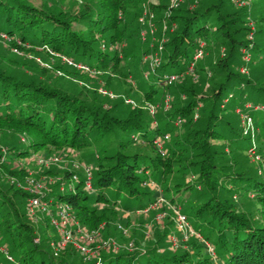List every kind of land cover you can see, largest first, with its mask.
<instances>
[{"label":"trees","instance_id":"trees-1","mask_svg":"<svg viewBox=\"0 0 264 264\" xmlns=\"http://www.w3.org/2000/svg\"><path fill=\"white\" fill-rule=\"evenodd\" d=\"M144 2L83 0L81 7L74 11L66 12L60 6L59 12H52L45 9L44 4L37 5L26 0H0V19L3 18L5 24L0 31L8 34L11 49L15 45L19 46L18 41H21L43 46L45 53L60 58V62L52 69L56 72L66 71V65L74 66L75 78L84 76L87 79L89 75H96L95 78L103 77L106 83H110L111 77L117 74L115 71L125 78L129 73L135 76L131 65L126 62L134 52H127L126 45L119 46L121 43L127 44L132 37ZM168 6L163 9L161 4H150L157 12L161 26V18L165 14L163 10ZM250 15L248 9L239 7L235 0H184L178 8L173 9L168 22L170 25L176 23L177 26L168 32L165 45L167 56L158 76L187 71L203 40L208 43L210 55L206 64L211 76L202 73L206 67L200 64L198 81L189 78L185 83L176 84V97L182 92L189 95V99L177 101L180 104L172 112L160 109L165 104L159 100L162 88L158 76L150 77V82L142 89L143 98L139 100L145 101V104H160L156 114L152 115L146 108L129 104L127 114L119 117L111 114L98 101V94L104 96L100 90H95L93 97L90 93L84 96L90 91L87 85H83L76 95H71L61 88L0 72V138L7 132H18L19 135L21 133L22 142V135L25 134L22 136L25 138L30 135L29 143H24L26 145L23 147L9 146L6 153L1 149L5 145L0 144V160L6 155L11 158H35L39 155L35 153L46 145L57 149L92 148L96 154L99 153L92 181L94 193L86 191L82 194L88 190L83 170L78 172L79 182L76 187L73 186V190L67 188L65 191L51 192L44 196L45 200L53 199L56 203L67 201L73 205L82 223H92L97 208L89 204L90 199L106 202L110 198L106 196L105 190L111 188L114 193L111 201L120 203L125 198L126 208H135V203H138L139 209H142L145 200L149 202L157 199V195L143 187L152 184L150 177H153L157 186L171 197H167L171 203L178 205L180 197L184 202L191 200L189 213H183L195 219L194 228L203 233L216 251V258L207 255L205 246L198 239L190 242V248L177 250L171 243V235H167L169 230L158 226L161 237L144 253L106 250L100 254L101 264H264V162L260 167L263 174L255 169L244 172V165L236 159L226 164L228 152L225 150L234 148L246 151L251 145L242 132L245 131L243 115L256 119L262 127L260 143L264 144L263 112L248 107L264 106V81L252 79L251 75L240 72V67L246 65L242 48L254 54L248 68L264 61V18L261 16L257 20L259 27L253 40H250ZM74 23L81 27L75 28ZM223 47L226 51L221 57ZM37 49L32 51L42 52ZM64 57L69 60L65 61ZM123 61L130 67L128 72L123 71ZM79 65L88 69H80ZM46 68L43 66V69ZM217 75L223 78L219 84H212L211 79ZM207 83L210 84L208 88L205 85ZM106 87L103 85V88ZM200 92L209 94L202 98L205 107L200 120L194 122V112L200 101L195 96ZM225 98L231 102L221 107ZM123 101L126 102V99ZM238 109L242 112L241 117L237 114ZM156 116L160 123L158 127L153 125ZM178 120L181 121L180 127L175 125ZM132 136L139 141L136 142ZM156 140L164 144V155ZM143 143L150 147L152 154L141 152ZM111 149L114 152L107 155ZM102 158H106L107 162H100ZM19 160L4 161L0 173V180H6L10 185H0V224H9L5 235L12 237L15 247L10 249L2 236L0 244L16 262L5 258L12 264L86 263V259L73 245L55 255L49 244L52 235H47L45 229L41 235L38 234L40 243L34 241L36 230L26 213V199L30 194L8 178L24 174L23 170L27 168H22ZM36 164L41 166L37 161ZM192 172L197 176L195 181L197 185L200 184V189L190 183L182 184L180 188L179 183L169 184L174 175L183 176ZM20 180H24L26 185L25 178ZM173 189H177L175 195L171 192ZM185 189L186 192L181 194ZM193 192H199V198H187L188 193L190 195ZM237 195L243 199L240 201L242 205L235 202L234 196ZM253 207H257V210H251ZM12 213L16 219L11 221L9 217ZM89 264H96V260Z\"/></svg>","mask_w":264,"mask_h":264},{"label":"rangeland","instance_id":"rangeland-1","mask_svg":"<svg viewBox=\"0 0 264 264\" xmlns=\"http://www.w3.org/2000/svg\"><path fill=\"white\" fill-rule=\"evenodd\" d=\"M30 1L32 3H35L37 5H43L44 8L52 11V12H59L61 10L60 6L68 11H74L78 7H81V3H83V0H26ZM193 1V0H192ZM235 3L239 7H243L248 9L249 13H251L249 17V28H250V34L249 39L253 40L255 36V32L259 27V24L257 23V20L262 16L264 18V0H235ZM143 8L147 7L150 12L149 15L145 18V21H141L140 18L144 15V11L142 9V12L139 16V20L135 23L134 27V33L132 37L129 39V42L127 44L121 43V46L126 45V50L134 52V55L129 56L127 63L131 65V71H134V74H130L125 78L124 75H121L119 71H115L114 76L111 78V82L106 83V79L103 77L95 78L96 75L88 76H79L78 78L74 77L73 72L76 71V68L74 66L66 65L65 69L66 71L56 72L53 69V67L60 62V58L50 56L47 53H45L43 46H36L31 44H24L21 41H18L19 46H14L11 49V42L8 41V39H5L3 37H0V72L4 73L5 75H11L18 77L20 76L21 79H32L36 81L38 84H44L50 87L54 88H61L67 93L71 95H76L82 90L83 85H87L86 87L90 90L86 93H84V96L86 94L93 97L92 93H94L95 90L101 89L107 90L108 93L105 94L102 92L103 95H97L98 101L102 102L105 109H108L109 112L115 116H124L127 114L128 109L130 108V105L132 107H142L145 108V101L140 102V98L142 100L144 93L142 92V89L148 85L150 82L149 79L144 77V72L150 70V63L144 60L145 54H150L152 52L151 45H154V48L158 49L160 51L161 47V56H162V62L164 63L166 58V42L168 40V32H172L174 30V27L177 26L176 23L169 24L168 19L173 14V10H169V4L170 0H145L143 3ZM150 4H161L164 7L167 5L168 8L165 11V14L163 15L162 19V26L161 23L158 22L157 12H155L151 7ZM192 7V5H191ZM178 8V7H177ZM169 11V13H168ZM260 12V14H258ZM1 13V11H0ZM70 13V12H69ZM155 15V18H154ZM153 16V17H152ZM153 21V28L155 29V33H151V25L150 22ZM177 22V21H176ZM4 19H0V29L4 28ZM75 28H79L81 26L77 25V23L73 24ZM166 25V27H165ZM264 25V21H263ZM1 32V31H0ZM3 33V32H2ZM8 43V44H7ZM202 43H205L204 45ZM23 46V47H21ZM159 47V48H158ZM38 48V49H37ZM199 48L202 49L203 55L198 58V60L195 59L192 60L189 67H193V71L189 72L186 71L184 75H181L177 79H173L172 81H169V85L161 86L163 83L159 82L161 85V94L159 97V100L163 101L167 98V95L169 94L171 96V102L169 105H164V107L160 108L161 110H164V112H172V110L178 106V102H184L189 99V95L186 93H180L178 97H176V94L174 92V87L176 84H182L187 81V79H191L192 81H198L200 79V72L199 71V65L205 64L206 67L202 73H205L208 76H211V73L209 72L210 68L206 64L207 60H209L208 56L210 54L208 51V43L206 41H202L199 43ZM37 49L39 51H42L40 53L33 52L32 50ZM36 51V50H35ZM225 48L223 47L221 49L220 56L223 57L225 54ZM51 54V53H50ZM242 54L244 57V60L246 62V65L240 67V72L245 75H251L252 79H258L264 81V61H261L257 64H254L252 66H249V64L252 62L253 59V51L245 50L242 48ZM68 58L64 57V60L66 61ZM69 60V59H68ZM250 61V62H249ZM126 62L123 61V71L128 72L127 70L130 68ZM195 63V64H194ZM193 65V66H192ZM248 65V66H247ZM44 67H48L46 69H43ZM127 66V67H125ZM49 67H52L51 69ZM78 68L85 69L82 65H79ZM160 69V68H159ZM86 70V69H85ZM64 73V74H62ZM166 75V73L162 74V78ZM223 77L217 75L216 77H213L211 79L212 84H217L221 81ZM161 80V78H159ZM217 82V83H216ZM109 84V85H108ZM219 84V83H218ZM104 86H107L106 88H103ZM206 88L210 87V84H205ZM102 86V87H101ZM217 86V85H215ZM133 87V88H132ZM206 89H204L205 91ZM179 92V91H178ZM209 92H200L198 95L195 96V98L199 99L198 106L194 112L193 120L194 122L200 120L202 109L205 107V103L202 100V98H205V95L208 96ZM87 95V97H89ZM110 96L111 98L107 97ZM123 99H126V102L123 101ZM128 100V101H127ZM133 101V103L131 102ZM178 101V102H177ZM231 102L230 100L225 98V101L221 104V107H225ZM253 108L254 110H258L259 113L263 112V115L261 114L262 121L264 119V106L259 105L257 107L255 106H248ZM159 114V113H158ZM237 114L239 117H241L242 112L237 110ZM253 124L251 125V128L248 133H246L244 130V135L248 138V141H251V145L247 148L246 151H237L234 148H225L227 153V165L234 162L236 159L237 162L239 161L240 164L244 165L243 167L245 169L244 172H249V169H255L258 171V173L263 174V170L260 169L262 167V163L264 162V144L260 143L261 137V128L258 123L256 122V119H252ZM160 123H158V116L153 120V125L155 127H158ZM175 125L180 127L181 122L178 120L175 122ZM21 135V133H20ZM20 135L17 132L8 133L7 135L0 138V144L5 145L4 147H1L2 152L5 153L3 150H8V147L16 146V147H23L27 143L30 142V135L26 138L21 136L20 141ZM6 137V138H5ZM133 137V136H132ZM135 140L137 137H133ZM139 140H136L138 142ZM26 143V144H24ZM215 143H218L215 141ZM7 146V147H6ZM140 146V145H138ZM164 146V144H163ZM141 152H147L148 154H152L150 147L145 145L143 143ZM114 152V150H110L107 155H111ZM145 152V153H146ZM35 154H39L42 157L48 158L52 156H59L61 158V161L57 163H52L50 166H39L36 164V161L34 158L30 157H15L11 158L10 155H6L5 160L6 161H16L17 159H20L19 161H23L21 167L26 169L23 170L24 174L22 175H15L10 176L8 178H16L17 184L20 183L21 185H24V180L21 181L20 179L25 178V180H28L27 178L31 179H42L43 177H47L50 180H52V184L49 183V192H58L60 190V181H57L58 178H62L66 183H73V186L76 187L79 182V171H83L84 168L91 167L92 170V176L94 175V171L96 170V166L98 164V157L99 153L96 154V151L94 149L90 148H82V149H74V148H62L57 149L53 146L46 145L40 150H38ZM105 159V160H104ZM12 161V162H13ZM100 162H107L106 158H102ZM25 164V165H24ZM3 164L0 166V171L2 172ZM5 169V168H4ZM70 173V174H68ZM5 174V173H4ZM73 176L78 177V181L76 179H73ZM152 184L144 185V189L146 191L152 192L155 195H157V199L154 201L145 200L144 206L142 209H139L140 206L138 203H135V208L128 209L125 207V202L127 199L120 200V203L118 201H111V198H114L113 189H107L105 190V194L109 200L106 202H103L105 200H101L98 202L96 199H90L89 204L91 206H94L97 208V213L95 216V220L90 223L86 222V226L91 228V226H95L94 228H99L102 233L103 240H106L108 238H114L117 243L119 244L120 248L117 251L120 252H134L138 251L139 253H144L149 247L151 248V244L155 242L157 239L161 237L160 231L158 229V226L160 228H167L169 230L168 236L171 235V243L173 247H176L177 250H180L181 248H190V242H192L193 239L201 240V243L205 246V253L209 256H212L213 258H216V251L213 248L210 241H207L200 231L196 230L193 226V221L195 219H190L187 216V219L185 223L182 224V226H179L178 221V214L177 212H180L183 214V212L189 213V207L191 204V200L184 202L183 198H179V203L176 205V203H171L169 196L166 195L164 190L157 186L156 181H154L153 177H150ZM20 180V181H19ZM197 176L195 173H188L186 175L181 176L180 174L174 175L171 180H169V184H177L179 183L181 187L182 184L190 183V184H196L197 182ZM154 183V184H153ZM0 185L10 186L9 183H7L6 180L2 179L0 180ZM187 186V185H186ZM85 188V187H84ZM185 188V187H184ZM201 186L198 183L197 189H200ZM82 189V187H81ZM86 189V188H85ZM88 191V193H94L93 190H85L82 194H85V192ZM177 189H173L171 192L172 194H176ZM176 192V193H175ZM186 192V189L181 192V194H184ZM198 193H191L187 198H199ZM91 196V195H90ZM184 196V195H182ZM92 197V196H91ZM168 197V198H167ZM175 197V196H174ZM147 197H144L146 199ZM234 200L236 203H239V205H242L240 201L241 199L240 195L234 196ZM29 197L27 196L26 201H28ZM160 199V200H159ZM176 199V197H175ZM204 198H202L203 200ZM160 202L158 205L156 204ZM147 204V205H145ZM183 205V206H182ZM257 207H253L251 210H254ZM5 209V207H3ZM105 213V217L102 215ZM256 214V213H254ZM257 215V214H256ZM10 220H15L16 215L11 214ZM29 220V219H28ZM48 221V220H47ZM42 222L38 223V225L33 224L32 221L31 224L34 225V228L36 230V235L42 234L43 229H45L46 234H54L55 231L52 229L48 222ZM90 225V226H89ZM121 225L122 228L119 226ZM15 225H13L14 227ZM9 227L8 223H1L0 224V237H4V242L6 245L10 247V249H13L15 247L14 241L12 237L7 236V228ZM12 229V227H11ZM125 230L127 234L121 231ZM17 239V238H16ZM18 242V240H16ZM103 241L99 243H94L91 246H88V249L92 247V250H98L97 246L101 245ZM171 243H167L171 245ZM105 249H100V251H97L94 255L90 254L91 252H80V255L86 259V263L89 264L93 260H97V257L103 253ZM217 262V261H215ZM78 264H83L82 261H77ZM0 264H12L10 261H8L5 258V255L0 253Z\"/></svg>","mask_w":264,"mask_h":264},{"label":"built area","instance_id":"built-area-1","mask_svg":"<svg viewBox=\"0 0 264 264\" xmlns=\"http://www.w3.org/2000/svg\"><path fill=\"white\" fill-rule=\"evenodd\" d=\"M184 0H170L169 4V10H173L177 7H179ZM143 10L144 15L140 18L141 21H145V18L149 15L150 10L145 7ZM169 13V11H168ZM153 17V16H152ZM155 18V15H154ZM151 25V33H155V29L153 28V21L150 22ZM166 27V25H165ZM0 37H3L5 39H10L8 34L0 32ZM203 45L205 43H202ZM159 48V47H158ZM152 52L150 54L144 55V60L150 63V70L144 72V77L147 79H150L152 76H158L159 68L162 66V56H161V47L160 51L158 49L154 48V45H151ZM203 55L202 49H199L197 54L195 55V59L198 60L200 56ZM195 64V63H194ZM193 66V65H192ZM85 69H88L87 67H84ZM193 67H189L187 71L191 72L193 71ZM186 72V71H185ZM175 73V74H166L159 82L163 83L161 86L169 85V81H172L173 79L179 78L181 75H184V73ZM103 93L107 94L108 91L101 89ZM128 101V100H127ZM133 103V101H131ZM171 102V96L168 94L167 98L164 100V103L166 105H169ZM160 107V104L154 103V102H146L145 108L150 111L152 115H155ZM242 123L245 127V132L248 133L251 125L253 124L252 118L243 115L242 117ZM181 122V121H180ZM156 144L158 148L160 149V152H162V155L165 154V149L163 146V143L160 140H156ZM6 153V150H3ZM34 160H36L41 166H50L52 163H57L58 161H61V158L59 156H52V157H42L40 155H37ZM6 161L5 157L1 158L0 160V166L3 164V162ZM22 160L19 161L20 166L22 165ZM91 167L84 168L86 177H85V186L89 190H93V176H92V170ZM1 173V171H0ZM76 179L78 181L77 176H73V179ZM26 185H21L18 183L20 187H23L29 194L28 203L26 205V213L30 221L33 222V224L38 225V223H44L48 222V225L54 229L55 233L51 236L50 239V246L52 247L53 252L55 255H58L59 252L70 246L73 245L76 247L80 252H91L90 254H95L97 251H100V249H105V251L110 250H119L120 246L117 243V241L114 238H108L106 240H103L101 230L99 228H89L85 224H83L78 217L76 210L74 209L73 205L67 201H61V202H54L53 199L45 200L44 196L51 193L49 192V183L52 184V180H50L47 177H43L42 179L36 180L27 178ZM78 179V180H77ZM10 181L12 183H17L16 178H10ZM57 181H60V190L65 191L67 188L73 190V183H66L62 178H58ZM68 184V186L66 185ZM158 200V199H157ZM160 200V199H159ZM160 202L157 201V205ZM178 214V221L179 226H182L183 223H185L187 216L185 214H181L180 212H177ZM120 228L121 225L119 226ZM122 230V229H121ZM125 234L126 231L122 230ZM34 241L36 243H40L41 237L40 235H36L34 238ZM102 242L101 245L97 246L98 250H92V247L88 249V246H91L94 243ZM0 251L4 253V255L12 262H16L15 258L9 253V251L0 244ZM101 256L99 255L96 260V264H101L99 261V258Z\"/></svg>","mask_w":264,"mask_h":264},{"label":"clouds","instance_id":"clouds-1","mask_svg":"<svg viewBox=\"0 0 264 264\" xmlns=\"http://www.w3.org/2000/svg\"><path fill=\"white\" fill-rule=\"evenodd\" d=\"M184 214V213H183ZM82 222V221H81ZM84 224V223H83ZM86 225V224H85Z\"/></svg>","mask_w":264,"mask_h":264}]
</instances>
